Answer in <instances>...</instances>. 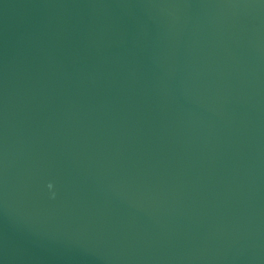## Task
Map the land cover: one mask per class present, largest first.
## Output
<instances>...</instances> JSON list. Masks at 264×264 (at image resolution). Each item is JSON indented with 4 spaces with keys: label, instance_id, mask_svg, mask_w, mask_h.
<instances>
[{
    "label": "water",
    "instance_id": "obj_1",
    "mask_svg": "<svg viewBox=\"0 0 264 264\" xmlns=\"http://www.w3.org/2000/svg\"><path fill=\"white\" fill-rule=\"evenodd\" d=\"M0 264H264V0H0Z\"/></svg>",
    "mask_w": 264,
    "mask_h": 264
},
{
    "label": "clouds",
    "instance_id": "obj_2",
    "mask_svg": "<svg viewBox=\"0 0 264 264\" xmlns=\"http://www.w3.org/2000/svg\"><path fill=\"white\" fill-rule=\"evenodd\" d=\"M52 187V185L51 184H49V188H51Z\"/></svg>",
    "mask_w": 264,
    "mask_h": 264
}]
</instances>
